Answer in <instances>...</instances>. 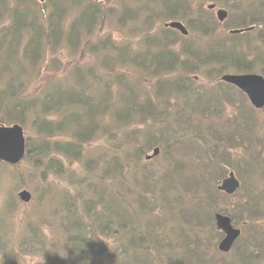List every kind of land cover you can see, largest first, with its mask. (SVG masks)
I'll return each mask as SVG.
<instances>
[{
  "label": "trees",
  "instance_id": "trees-1",
  "mask_svg": "<svg viewBox=\"0 0 264 264\" xmlns=\"http://www.w3.org/2000/svg\"><path fill=\"white\" fill-rule=\"evenodd\" d=\"M28 1H34L33 4L37 5L39 10H33L28 5ZM151 1L158 6V0ZM178 4L163 3L164 22L175 18L181 19V17L184 20L185 15L184 21L192 26L191 19L196 13L202 15L204 11L202 9L196 11L192 6L193 0H182L181 9ZM90 5L94 6L97 3L91 1ZM10 6L11 0H0V23L4 20L9 21L8 24L0 26V83L2 82L3 85L0 91V107L3 104L8 106L5 117L0 121L23 125L20 116L25 110L26 113L34 116L31 124L37 128L43 141L35 150L28 144V155L36 153L40 158L47 157L52 160L54 153L75 160L81 157L80 151L85 145L97 141H108L112 144L115 153L112 159L104 157L96 163V166H92L90 159L85 161L86 167L94 170L88 169L90 178L85 182L81 181L73 185L80 195L79 199H72V202L69 199L66 216L83 213L85 217L76 221L69 219L70 229H68V235H65L63 244L67 248V259L63 261V264H258V258L252 252L260 246V238L263 236L257 219L261 216L260 212L264 211V188H261L262 185L259 183L253 185V181H251L252 184L247 185L243 178L255 179L253 173L256 168L264 166V158H260L258 152V147L264 146V127L257 124L252 113L243 110V113L236 118L234 126H237L236 129L240 132L237 146L246 149V162L250 169L247 170L245 167L243 171L240 170L237 164H233L225 156L220 163L221 168L223 167L220 172L221 178L227 174L229 167L239 175L243 181V187L234 196L216 189L217 194L212 198L217 196L223 200H229L224 197L227 196L240 199L241 203L239 202L236 206L246 208L243 215H245L244 220L248 221L249 230L246 225L243 227L253 234V237L243 244L242 240L245 237L243 233L231 252L225 256H219L218 254H224L217 250L214 252L206 248L204 241L207 211L212 221L211 225L215 224V212L212 208L216 199H212V202L206 199L202 204L201 195L204 194V185H206L205 191L211 188L212 181L209 179L210 176H214L213 164L215 166L216 164L203 162L201 157L207 156V152L201 149L203 146L213 145L212 137L226 140L229 147L234 148L233 138L226 135L228 129L221 134L214 128L215 133L210 132L211 140L199 147L198 138L202 136L204 139L202 131L191 136L187 132L180 133L177 128L181 123H187L191 116L206 118L220 109L223 103L228 102L232 105L236 91L243 97L246 105L250 106L247 104V97L232 85L227 84L228 88L223 91L224 93L217 96L214 91L206 90L204 87L198 86L192 89L189 81L196 84L195 79L198 78L195 77L196 74L211 75L212 71H208L210 69H215L219 77L227 66L244 72L261 71L263 73L264 31L255 29L233 35L222 34L220 33L224 32L220 30L222 25L216 19H210L207 27L204 25L205 21L201 23L200 29L205 36L195 43L186 42L184 39L186 37L176 41L171 40L168 34H162L161 38L149 42L148 48L140 49L138 46L133 47L134 45L130 42L123 43L117 40L114 42L109 38L98 49V52H102L107 58L104 64L108 67L103 65L102 57L96 67L94 65L76 66L74 72L70 71L64 78L51 80L47 83L50 85L49 88L30 96L25 86L17 85L11 80L16 78L14 69L18 61L27 62L31 66H41L46 56V46L51 42L60 46L66 41L76 43L79 40L81 45L84 42V48H95L90 38L96 28L95 25L101 24L103 10L97 6L83 10L76 14L77 16L67 25L64 12L58 5H53L49 9L47 2L16 0L14 6L9 8ZM120 18L123 24L122 17ZM256 20L254 15L244 13L228 20L223 27L247 29L255 26L258 23ZM67 27H70L68 33ZM161 29L174 33L171 35L180 36V33L175 30L162 27ZM197 30L199 31V28ZM200 34L199 31L198 36ZM201 41H204L206 46H200ZM177 43H180L178 48ZM115 64L117 66H114ZM258 67L260 69H257ZM134 68L158 81L154 83L161 92L154 96L155 103L151 102L147 96L138 99L133 95L132 87L126 81ZM81 69L89 71L82 72ZM111 71L116 74L113 79L109 76ZM185 75L191 76L189 81H185ZM182 78L184 80L180 81ZM126 84L128 89L125 88ZM199 88L203 91L201 92ZM165 93L173 100L183 99L185 102L181 106L174 101L173 106L165 110L159 109V97ZM22 98L24 101H21ZM11 99H15L13 107L9 104ZM181 108L187 113L184 111L181 115ZM191 108L193 112L190 111ZM172 111H175L174 114H171ZM188 113L190 116L187 115ZM158 118L161 121L170 122L174 128L169 127V130L163 133L162 131L155 133L153 128L147 132L130 131L133 135L128 131L131 125H144L158 121ZM192 125L193 122L188 123L187 127L190 129ZM197 128L201 129L198 126ZM173 129H176V134H173ZM65 130L71 133V140L59 142L57 139H52ZM160 134L170 136L165 139ZM159 135L162 138H158ZM156 147H159L167 156L159 164L151 161L149 167L143 157ZM252 147L257 149V154ZM218 149L214 148L213 152L217 153ZM183 158H186L188 162V173H185L182 168ZM173 159H179L181 165H173ZM0 165L3 163L0 162ZM202 166L205 167V171L201 170L204 174L201 175L200 181L198 177L194 183L191 181L194 173ZM154 168L156 170L152 172ZM126 169L128 173L135 174V180L132 176V181H127L129 176L125 173ZM162 172L164 180L159 183L158 174ZM174 175L187 181L180 186L188 188L187 191L191 193V197H187L190 200L189 209L190 213L193 212L192 217L195 219L196 214L197 218L199 213L202 215V219L198 221L201 228L196 229L192 226L195 234L182 233L180 237L178 229L173 226V223L180 218L169 215L174 212L173 204L179 206L177 203L186 199H176L178 200L176 203L174 199H170L172 203H166L163 207L158 204L156 190L161 184L171 186L170 196H173V192L179 191L178 185L174 186ZM85 184L88 185V189ZM82 185L84 188L81 187ZM115 198L118 199L119 205L111 201ZM66 202L67 200L64 203ZM70 203L77 205L71 206ZM157 209L161 210L158 216L155 214ZM219 211L230 215L234 225L240 227L243 217H238L236 213L233 214L227 209ZM165 213L168 215L162 216ZM158 225L161 227L159 230H157ZM1 227L2 233L11 231V227L3 225V222ZM165 232L170 233L167 239ZM223 236L222 231L218 232L217 238L221 239ZM25 237L28 238L29 235ZM180 238L185 243V250L180 257L174 258L173 254L176 253L172 249L183 247L182 243L180 246L177 243ZM104 240H109L110 244ZM23 244L25 248L37 250L35 246L29 247L31 241L28 239L24 240ZM230 257L232 260L228 263L227 259Z\"/></svg>",
  "mask_w": 264,
  "mask_h": 264
},
{
  "label": "rangeland",
  "instance_id": "rangeland-1",
  "mask_svg": "<svg viewBox=\"0 0 264 264\" xmlns=\"http://www.w3.org/2000/svg\"><path fill=\"white\" fill-rule=\"evenodd\" d=\"M15 2L16 0H11V6L9 8H12ZM33 2L34 1H28V5H30L33 10L38 11L39 7L33 4ZM90 2V0H47V8L51 9L53 5H58L61 7V10L64 12L65 16V24L67 25H69L79 13L89 8H96L97 6L101 8V10H103V14L100 19L101 24L98 23L95 25L96 28L93 30L90 38V41H92V43L95 45V48H84V42H82L81 45V42L79 40L76 43H70L69 41H66L60 46H57L55 42H51L46 46V56L44 57V62L41 64V66H31L27 62L21 63L18 61L14 69L16 71V78H10L13 82L15 81L17 85L25 86L28 89V95L33 96L35 95L34 93L42 92L43 89L49 88L50 85L47 84L48 82L56 78H64L70 73V71L74 72L76 70V66L86 67L88 65H94V67H96L99 64L101 57L103 65L107 66L106 64H104V61L107 58L102 52L99 53L98 49L102 47V43L109 40V38H111L114 42H116V40L119 42L123 41V43L130 42L134 45L133 47L138 46L140 47V49L148 48L149 42L154 41V39L161 38L162 34H168V37H170L171 40L176 41L184 38V35H182L181 32L180 36H175L171 35L174 33H168L167 31H162L161 29V27L165 28L164 24L169 21H163L165 10L163 3H179V9H181L183 7L181 5L182 0H158V6L152 3L151 0H101L99 2H96L97 5L94 6H91ZM212 3H216L218 5V8H225L229 12L228 20L238 17L240 14L244 13L252 14L254 15V17L257 15L264 16V11H262L264 0H193L192 6H194V9L196 11H198V9H202L204 11H202V15H200L199 13L195 14V17L191 19V21H193L192 26L187 25L184 21L186 20L185 15L184 20L182 19V17L181 19L175 18V20H181L190 31L188 37L184 38L186 42L195 43L197 40L205 36V34H203L200 29V27L202 26L201 23H203V21H205L204 25H206V27L209 25L208 21L210 19H216V21L219 22L217 20L216 10L211 11L208 9V6ZM249 7L250 10L247 11ZM120 17H122L123 24L120 21ZM8 23V20H4L0 23V26L2 24L6 25ZM198 28L201 33L199 36V31L197 30ZM69 29L70 27L66 28L67 33L69 32ZM232 29L235 28L226 29L222 26L220 27V30L225 31L220 33L228 34V31ZM201 42L202 44H199L200 46H206V43L204 41ZM179 44L180 43H177V48ZM114 66H117V64H115ZM262 68H264V64L262 65ZM257 69H260V67H258ZM81 71L84 72L89 70L81 69ZM208 71H212L211 75H202V73L196 74L195 77H198L197 79H195L196 84H192V82L189 81L191 76L188 75H185V81L187 80L190 82V86L192 89L198 88V86L204 87V89L206 90L210 89L214 91L217 96H221L224 93L223 91L228 87L226 86V84L218 81V78L220 76L217 77L215 69H210ZM237 71L238 70L236 68L227 66L223 69L221 74L232 72L238 73ZM109 76H111V79H113L115 78L116 74L111 71ZM151 77L152 76H150L149 74L144 72L141 73L139 70L134 68V71H132V73L128 75L126 83L128 82L132 87V93L135 97H138V99H140V97L144 98L143 96H147V98H149L151 102L155 103L153 101L154 96L161 91L159 90V88L157 89L154 83L158 81H156L155 79L153 80ZM179 77L181 76L179 75ZM183 80L184 78H182V80L180 81ZM127 84L125 85V88H127ZM2 88L3 85L1 82L0 91ZM199 89L201 90V92L203 91L201 88ZM159 100L160 102L158 104V108H163L164 110L168 107L173 106L174 101L179 103L181 106L185 102V100L183 99L173 100L172 97L167 93L160 96ZM21 101H24L23 98L21 99ZM9 104L10 107H13L15 105V99H11ZM247 104L250 105L248 101ZM7 107V104L1 105L0 119L5 117V112L8 110ZM243 110L252 113L257 124L264 127V111H257L253 108L252 105L247 106L243 97L236 93L235 100H232V105H230L228 102H225V104L223 103L222 107L218 109L213 115H210L206 118H203L202 116H197L196 118L195 116H191L187 123H181L180 126L178 125L179 127L177 128V130L180 133L187 132L191 136H195V133L198 134L202 131L204 139L202 138V136L199 137L196 135V137H199L198 144L199 147H201L202 145H206L205 142L208 143L211 140L210 132L214 131L215 133L214 128L218 129L221 134L228 129L226 131V135H230L233 138V143L235 144L234 148L229 147L228 141L219 140L212 137L211 142L213 145H208L212 147L203 146V148L201 149L207 152V156L201 157V160L205 163L214 162L216 164L215 166L212 163L214 166V176L207 175L210 176L209 181H212V183L211 188L208 191H205L206 185H204V194L201 195L203 197L202 204L204 203V201H206V199H210L211 202L212 199H216L213 202L212 208V210L214 209V212H217L221 209H227L233 214L236 213L238 217H243V221L239 226L240 228H242L245 235L244 239L242 240V243L244 244L253 237V234L249 233L248 221L246 222L244 220L245 215H243V213L246 208L236 206L239 205L238 203L240 202V199H237L235 197H227L224 195L223 196L229 200H223L217 196L212 198L215 194H217L216 189L220 182L224 177H227L228 173L231 171L228 167L227 174L221 178L220 172H222L223 167L221 168L220 163L223 160L224 156L231 160L233 164H237L240 170L243 171L245 167L247 168V170L250 169V166L246 162V149L239 148L237 146L240 132L236 129L237 126H234L236 118H238L240 114L243 113ZM25 111L20 117L23 121L27 140L32 146L31 148L35 150L37 146L43 141L42 136L37 131V128L31 124V122H33L34 120V116L31 113H26ZM180 111L181 115H183L184 111L187 113V111L183 108H181ZM190 111L193 112V109L191 108ZM174 112L175 111H172L171 114H174ZM187 115L190 116L189 113ZM191 122H193V125L189 129L187 126L188 123ZM196 125L201 129H198ZM169 127H173L170 125V122H164L159 120L158 118V121L148 122L144 125H131L128 128V131L133 135L132 132H136L137 130L147 132L151 131V129L153 128L155 130V133H160L161 131L163 133L168 131ZM242 129L244 130L243 122ZM173 131V134H176V129H173ZM160 135L165 139L166 137L170 136L165 134ZM160 135L158 138H162ZM71 137V133L65 130L62 134L56 135L52 139H57L59 142H68L72 139ZM214 148L218 149L217 153L213 152ZM252 149L256 151L257 154V149L253 147ZM258 149V152L260 154L259 157L264 158L263 147L260 145ZM162 152L163 151H160V155H158L154 159L149 160L145 158V154L143 160L149 167L151 161H154V164H159L162 162L163 158L167 156L166 153L163 154ZM80 153L81 157L75 160L54 153V159L51 160L47 157L40 158L36 155V153H32L28 155V157L25 158L21 162V164L16 167H9L4 164L3 166L0 165V228H2V222L3 225L6 224V226L11 227V231H9L8 233L0 232V235H2L0 236V264H63V261H66L67 248L63 244L65 235H68V229H70L69 219L71 218L72 220L76 221L81 217H85L83 216V213L81 215H70L69 217L66 216V206L69 203V199L70 202H72V199H79L78 197L80 195L79 193H77L73 185L80 183L81 181L85 182L90 178V173L87 172L89 168L86 167L85 161H88L90 159L92 161V166H96V163H98L102 158L106 157L110 160L113 158V154H115L112 144L108 141H97L89 143L82 148V151H80ZM152 153L153 151L148 152V154L150 155ZM216 156L218 158H216ZM179 161V159H173L172 164L181 165ZM183 162L184 164L182 165V168L185 173H188L189 167L186 158H183ZM261 167L256 168V171H254L253 175L255 179H251L248 177L243 178L247 185L252 184L251 181H253V185L254 183H259L260 185H262L261 188H264V166ZM89 170L92 171L94 169ZM154 170H156V168L152 169V172ZM201 170L205 171V167L202 166L200 170L196 171L198 174L195 172L194 178L191 181L196 183L198 177L200 181L201 175L204 174L201 173ZM125 173H128L127 169L125 170ZM127 175L129 176L127 178V181L131 182L132 176L134 179L135 174L131 172ZM162 175H164L163 172L158 174L159 183L164 180V177ZM173 182L174 186L178 185L179 191L175 193L173 192V196H170L171 186H165L161 184L160 187L156 190V193L158 194L157 201L158 204L163 207L166 203H172V201H169L170 199H174L175 203L176 201H178L176 199H186L184 201L182 200L180 203H177L179 206L173 204L174 212L173 214H169L170 217L180 218V220H177L173 223V226L174 228L178 229V233L181 237L182 233H194L195 231L192 226H194L196 229L201 228L198 224V221L200 218L202 219V215L201 213H199V217L197 218L196 214L194 219V217H192L193 212L190 213V200L187 196L191 197V193L190 191H187L188 188L180 186L182 185V183H186L187 181L174 175ZM116 183L120 182L116 181ZM85 185L88 189V185ZM81 187L84 188V185H82ZM24 188L28 189L33 195L31 202L28 204L23 203L18 196L19 192ZM164 189L166 190L163 192ZM65 200H67L66 203H64ZM111 201L115 205H119V201L117 198L111 199ZM70 205L76 206L77 204L70 203ZM155 214L156 216H158L159 214H161V210L157 209L155 211ZM260 214L261 216L257 219V222L259 223L260 230H262L263 236H261L260 238V246L256 247V249H254L252 253L256 256V258H258V264H264V212H260ZM166 215H168V213H165L162 216ZM206 216L207 223L204 227V241L206 248H210L211 250H214V252L215 250L220 252L217 249V244L220 240V238L217 237L220 230L217 229L215 224L211 225L212 221L209 218V211H207ZM4 217H6L5 220H3ZM244 225H246V227L248 228L247 231L243 227ZM160 228V225H158L157 230H159ZM27 235H29L28 238L25 237ZM169 236L170 233L165 232V238L167 239ZM26 239L31 241V245H29V247L35 246L37 250H30L28 248H25L26 246H24V244L22 245V242ZM104 241L110 244L109 240ZM177 243L179 244V246L182 243L183 247H176L172 249L176 253L173 254L174 258L180 257L185 250V243L181 241V238L177 240ZM218 255L225 256L226 254ZM218 255L216 256L217 260L219 259ZM227 260L228 263H230L232 258L230 257Z\"/></svg>",
  "mask_w": 264,
  "mask_h": 264
},
{
  "label": "water",
  "instance_id": "water-1",
  "mask_svg": "<svg viewBox=\"0 0 264 264\" xmlns=\"http://www.w3.org/2000/svg\"><path fill=\"white\" fill-rule=\"evenodd\" d=\"M44 2L45 0H40ZM214 8V5L210 6ZM227 11L221 9L218 11L220 20H224L227 17ZM172 28L181 30L184 34H188V30L179 21H172L168 24ZM221 79L227 83H231L242 89L247 93L253 105L261 109L264 107V76L257 74H225ZM159 148L154 150L153 155H147V159H151L158 155ZM27 153V139L25 136L24 128L22 125L16 123L13 125H5L0 123V161L11 165L19 164L26 156ZM240 187V181L236 177L235 173L230 172L229 176L225 178L219 189L233 194ZM19 198L23 202H30L32 194L27 189H23L19 192ZM217 227L221 229L225 237L220 241L218 249L221 252H229L236 240L241 235V229L234 226L231 217L216 213Z\"/></svg>",
  "mask_w": 264,
  "mask_h": 264
}]
</instances>
